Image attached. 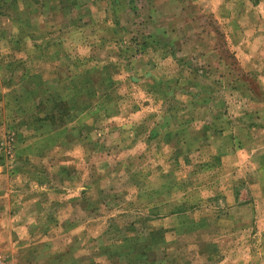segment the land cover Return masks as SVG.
I'll use <instances>...</instances> for the list:
<instances>
[{
    "label": "rangeland",
    "instance_id": "1",
    "mask_svg": "<svg viewBox=\"0 0 264 264\" xmlns=\"http://www.w3.org/2000/svg\"><path fill=\"white\" fill-rule=\"evenodd\" d=\"M188 3L0 0L9 261L264 264V162L234 151L236 115L263 87L212 16L198 43L225 55L190 51ZM243 42L264 81V57Z\"/></svg>",
    "mask_w": 264,
    "mask_h": 264
},
{
    "label": "crops",
    "instance_id": "2",
    "mask_svg": "<svg viewBox=\"0 0 264 264\" xmlns=\"http://www.w3.org/2000/svg\"><path fill=\"white\" fill-rule=\"evenodd\" d=\"M229 2L230 0H189L188 5L190 7V12L187 23L190 25V27H193L194 31H192V36L196 38V41L192 42V36L190 35L189 37V41L190 43H192V45H190V51H193L194 54L200 56H208L210 54L220 55V52L216 49L218 43L214 44V48L212 47L213 51H205L198 43V39L200 37L198 30L203 26V18L205 17H214L215 22L219 24L222 23L223 25H225L226 31H231V42L233 46L232 53H229L228 55L237 57V61L242 63L241 69L244 72H249L251 74L253 73L255 79L256 77H258L260 86L263 87V94L261 96V99L259 100L256 97L254 98L251 94V98H246L245 100V103H247L248 106L245 107V110L243 112H240L236 115V118L242 122V125L238 126L237 128V137L239 138L238 144L234 151L237 150L238 154H246L247 158L252 161L257 160V166L260 167L262 162H264V81L262 74H260L261 64L257 61L249 63L242 57L246 56V52H248L246 51L247 49L245 50V47H243L245 46L243 41L249 42L247 46L251 48L250 54H252V56L264 57V0H240L235 2L233 0V4L228 5ZM229 17L233 18L230 19ZM240 22L243 23V27L239 26ZM232 27L234 28L233 30ZM206 35V38H209L207 32ZM224 55L225 53L220 56ZM262 71H264V69H262ZM240 84L241 83L236 79L234 85L238 88L241 87ZM234 85L232 84V86ZM244 86V89L248 91L247 86L249 85L245 83ZM229 100L233 101V99ZM236 100L239 102L240 98ZM224 118L226 119V121L228 120V113H224ZM254 122H256L257 124L255 125ZM224 133L225 131H223L221 135H223ZM225 135L226 138H232L233 136L232 134L228 135V133H225ZM239 141L243 143V146L245 145V143L253 144L244 146V150L240 152L239 149H242V147L239 146ZM262 147L263 149H260ZM246 148L250 149L251 153L248 152V154L245 150ZM258 158L261 159L258 160ZM236 159L244 160V158L235 157L234 160ZM237 166L242 165L237 164ZM252 175L256 176L257 181H261L260 171H253Z\"/></svg>",
    "mask_w": 264,
    "mask_h": 264
},
{
    "label": "built area",
    "instance_id": "3",
    "mask_svg": "<svg viewBox=\"0 0 264 264\" xmlns=\"http://www.w3.org/2000/svg\"><path fill=\"white\" fill-rule=\"evenodd\" d=\"M0 264H16V263L9 261L5 256L0 254Z\"/></svg>",
    "mask_w": 264,
    "mask_h": 264
}]
</instances>
